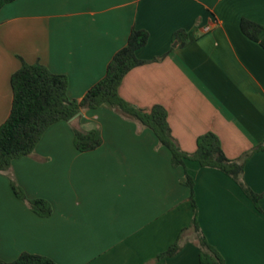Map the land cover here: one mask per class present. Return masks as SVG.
<instances>
[{
    "label": "crops",
    "instance_id": "crops-1",
    "mask_svg": "<svg viewBox=\"0 0 264 264\" xmlns=\"http://www.w3.org/2000/svg\"><path fill=\"white\" fill-rule=\"evenodd\" d=\"M242 18L264 25V0H14L0 9V125L12 103L10 78L22 62L67 77L81 99L106 72L133 27L148 32L118 92L144 110L163 105L180 147L196 149L212 131L238 159L264 139V49L245 36ZM186 34L183 43L173 38ZM174 43L176 45L174 46ZM99 130L90 151L73 144L71 122ZM194 180L197 221L225 264H264V150L243 164L259 212L224 172L186 163ZM10 173L29 199L52 207L41 217L17 198L0 173V259L21 253L57 264H200L191 227L185 167L173 166L155 133L105 103L47 128ZM180 250L159 257L175 241Z\"/></svg>",
    "mask_w": 264,
    "mask_h": 264
},
{
    "label": "trees",
    "instance_id": "trees-1",
    "mask_svg": "<svg viewBox=\"0 0 264 264\" xmlns=\"http://www.w3.org/2000/svg\"><path fill=\"white\" fill-rule=\"evenodd\" d=\"M14 0H0V9ZM242 33L251 40L258 42L264 49V25L253 20L242 18L240 21ZM149 34L144 29L133 27L126 44L119 49L109 61L105 75L91 86L84 96L70 99L67 95L68 80L65 75L51 72L39 62H22L10 78L12 89L11 109L6 120L0 125V173H7L14 195L24 201L35 214L46 217L52 213L51 204L43 198L29 199L23 189L17 184L12 173L11 163L14 159L30 155L43 133L52 124L70 120L82 109H94L102 104H109L114 110L124 116L139 121L150 128L161 145L171 153L173 166L185 167L184 183L189 187V200L193 208L191 227L196 233L199 247L200 264H225L219 252L214 249L200 231L197 221V205L194 199V180L186 170L188 161H195L201 167L218 169L231 177L241 188L254 207L263 212L259 200L260 193L253 191L243 179L244 161L255 151L264 150V139L250 151L238 159L228 158L219 137L212 131L199 135L196 139V149L192 153L185 152L172 134L167 109L161 104H155L150 110H144L123 99L118 92L123 77L134 67L149 61H157L164 55L153 60H143L137 56L138 50L148 41ZM173 38L183 43L186 34L178 30ZM73 144L79 151H90L99 147L102 136L99 130H82L76 121L71 122ZM181 248L179 240L173 242L162 256H172ZM0 264H57L51 258L28 252L21 253L13 261L0 259Z\"/></svg>",
    "mask_w": 264,
    "mask_h": 264
},
{
    "label": "water",
    "instance_id": "water-1",
    "mask_svg": "<svg viewBox=\"0 0 264 264\" xmlns=\"http://www.w3.org/2000/svg\"><path fill=\"white\" fill-rule=\"evenodd\" d=\"M176 45V43H174V46ZM80 112L76 113L71 119L75 118L77 115H79Z\"/></svg>",
    "mask_w": 264,
    "mask_h": 264
}]
</instances>
